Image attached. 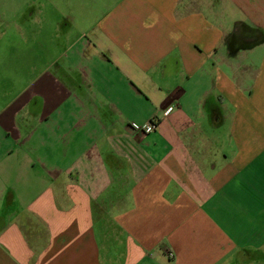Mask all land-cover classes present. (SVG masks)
Instances as JSON below:
<instances>
[{
	"label": "crops",
	"instance_id": "crops-1",
	"mask_svg": "<svg viewBox=\"0 0 264 264\" xmlns=\"http://www.w3.org/2000/svg\"><path fill=\"white\" fill-rule=\"evenodd\" d=\"M32 6L0 35V264H264V0Z\"/></svg>",
	"mask_w": 264,
	"mask_h": 264
},
{
	"label": "rangeland",
	"instance_id": "rangeland-1",
	"mask_svg": "<svg viewBox=\"0 0 264 264\" xmlns=\"http://www.w3.org/2000/svg\"><path fill=\"white\" fill-rule=\"evenodd\" d=\"M46 1L47 0H0V35L4 37V41L6 42L11 36L20 35V44H22V39L38 35L39 31H42L41 29L44 28V26L39 27V24L37 25L35 23L30 25L28 21L33 12L32 4H44ZM22 46L23 45H20V47ZM9 50L10 47L5 50V53ZM20 76L23 77L22 74Z\"/></svg>",
	"mask_w": 264,
	"mask_h": 264
},
{
	"label": "built area",
	"instance_id": "built-area-1",
	"mask_svg": "<svg viewBox=\"0 0 264 264\" xmlns=\"http://www.w3.org/2000/svg\"><path fill=\"white\" fill-rule=\"evenodd\" d=\"M157 126V120L150 121L142 126L139 127V130L143 132H151L153 131ZM170 256H173V252L169 253Z\"/></svg>",
	"mask_w": 264,
	"mask_h": 264
},
{
	"label": "flooded vegetation",
	"instance_id": "flooded-vegetation-1",
	"mask_svg": "<svg viewBox=\"0 0 264 264\" xmlns=\"http://www.w3.org/2000/svg\"><path fill=\"white\" fill-rule=\"evenodd\" d=\"M240 37L242 38V35H240Z\"/></svg>",
	"mask_w": 264,
	"mask_h": 264
}]
</instances>
